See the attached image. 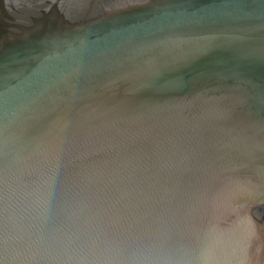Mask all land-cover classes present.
Masks as SVG:
<instances>
[{
	"label": "water",
	"instance_id": "obj_1",
	"mask_svg": "<svg viewBox=\"0 0 264 264\" xmlns=\"http://www.w3.org/2000/svg\"><path fill=\"white\" fill-rule=\"evenodd\" d=\"M0 264H264V0H0Z\"/></svg>",
	"mask_w": 264,
	"mask_h": 264
}]
</instances>
